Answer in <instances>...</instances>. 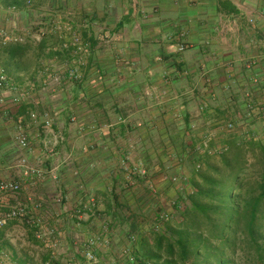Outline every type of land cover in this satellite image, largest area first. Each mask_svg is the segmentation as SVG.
Masks as SVG:
<instances>
[{"label":"crops","instance_id":"0c3cea01","mask_svg":"<svg viewBox=\"0 0 264 264\" xmlns=\"http://www.w3.org/2000/svg\"><path fill=\"white\" fill-rule=\"evenodd\" d=\"M59 20L86 44L84 55L69 33L54 31ZM35 25L45 30L40 41L29 35ZM2 31L25 40L0 43L9 83L0 91V181L20 182L30 214L61 234L56 250L36 241L27 252L3 235L25 224L8 222L0 246L10 264H85L72 236H94L103 221L110 223L97 251L103 263L129 264L120 252L132 247L139 264H156L139 249L154 244L147 227L174 195L172 178L189 179V168L226 137L237 143L240 128L264 122L249 109L264 99V0H0ZM228 122L237 130L225 132ZM19 129L28 150L17 145ZM21 158L46 174L57 167V181L23 176ZM140 166L146 176L128 183ZM88 196L93 212L77 217ZM14 202L0 192V211Z\"/></svg>","mask_w":264,"mask_h":264},{"label":"trees","instance_id":"16d2710c","mask_svg":"<svg viewBox=\"0 0 264 264\" xmlns=\"http://www.w3.org/2000/svg\"><path fill=\"white\" fill-rule=\"evenodd\" d=\"M257 147L256 164L248 165L232 147L218 179L203 178L204 188L190 197L189 224L181 225L176 240L168 244L167 264H237V255L243 264H264V143ZM160 239L158 245L166 240Z\"/></svg>","mask_w":264,"mask_h":264},{"label":"built area","instance_id":"2783aa9c","mask_svg":"<svg viewBox=\"0 0 264 264\" xmlns=\"http://www.w3.org/2000/svg\"><path fill=\"white\" fill-rule=\"evenodd\" d=\"M28 4H31L28 2ZM250 22H252L250 20ZM38 25H35L34 27L30 26L29 30H33L29 35L31 38L35 41H40L41 38L45 35V30L41 27H38ZM53 29L55 32H59L60 35L65 31L70 34V43L74 49L75 53L79 55H84L87 52L86 44H84L80 37L75 34L74 32L70 31V27L65 24H61L60 20L56 21L54 23ZM25 40L24 37L17 36V35H11L7 31H2L0 33V43L2 45H7L9 43L12 44H18L23 43ZM67 43L63 45V48H67ZM184 50V47L180 45L178 47V51L182 52ZM68 77L70 79L77 80L79 77L74 70H70L68 72ZM59 80V78H56V82ZM251 82L255 85L257 83L256 78H252ZM9 87V83L7 80V77L4 73V70L0 66V91L6 89ZM0 101H2V97L0 98ZM251 112H257V114L261 117L262 120H264V99L260 102L258 106H252L249 108ZM29 118L31 120H35L37 118V115L32 112L29 114ZM50 119L47 112L43 113V125L47 132L52 134L50 131ZM237 130L236 125L233 122H228L224 126L225 132H234ZM243 135H247L248 132H243ZM250 133H248L249 135ZM53 135V134H52ZM255 134H251V136H254ZM17 145L20 149L28 150L29 144L26 135L24 132L19 129L17 137H16ZM208 149L207 142L203 143L202 147L198 146L195 148L198 153H202L203 151H206ZM194 150V151H195ZM219 154L222 153L221 151L218 152ZM17 167L21 170L23 176L28 178H36L39 180H42L47 175L53 182L57 181V167H52L48 174L44 173L42 169H39L38 167H35L34 165H31L25 158H21L17 164ZM196 169H199V165L195 167ZM133 175L144 177L146 176V170L140 166L135 168L134 170H129L127 177H128V183H131V178ZM178 178H172L173 182H177ZM22 189V184L20 182H7V181H0V192L6 193V194H12L14 196V204L11 205L7 211L2 212L0 211V230L10 221H20L23 222L25 225H27L29 228L34 230V237L35 239L43 244V246L47 249L56 250L59 245V233L55 228H49L45 227L44 222L42 219L38 217H34L30 214V211L28 209V204L31 203L29 199L23 200L20 198V193ZM87 204L83 206L81 209H78L76 211V216L81 217L83 213L87 212H93L92 209L95 207L96 202L95 199L92 196H88L87 198ZM41 205L39 203L34 204L35 209H39ZM169 217L167 213H161L156 218V226H154V231H158L160 228V224L163 222L168 221ZM109 225L110 223L108 221H103L100 225L99 233L87 237L85 239H80L78 236L75 237V244H77L81 250L79 252L80 256L84 260L85 264H103L97 257L96 250L100 246L102 239L106 238L108 232H109ZM132 241V240H131ZM122 257L126 258L127 262L129 264H136L137 259L134 254L133 248H124L121 251ZM112 264V263H111ZM114 264V263H113ZM123 264V263H120ZM149 264V263H147Z\"/></svg>","mask_w":264,"mask_h":264},{"label":"rangeland","instance_id":"374dc122","mask_svg":"<svg viewBox=\"0 0 264 264\" xmlns=\"http://www.w3.org/2000/svg\"><path fill=\"white\" fill-rule=\"evenodd\" d=\"M250 128H240L239 129V133L241 134L243 132H248L250 133L248 135L245 136V140H243V138H236V141H234L233 139V143L231 142V138L228 136L226 137L227 140H225L228 146V150L226 149V145L220 146L217 149H212L210 154L208 156H205V160L202 161L201 163L197 164L199 165V169L196 168H189V176L190 178L188 179V177L186 176H178V180L176 183H173V190H174V195L171 196L169 199H167V201L165 202H160L159 203V207L157 209V211L160 215L161 213H167L168 214V221L163 222L162 224H160V228L158 231H154V226H156L157 222H156V218L154 219L153 217V222L152 224L149 223V220L146 221V225H149V230L146 233V241L152 240L154 242L153 245L151 244H147L145 243L144 245L140 246V253L146 256H157L158 257V261L156 262V264H167V262H169L170 260V255H169V251H168V244L175 241L176 240V233L178 228L180 229V226L183 224H189V220L192 217V205H191V200L190 197L194 195V193L197 191V189L200 188H204L205 186V182L203 180V178H214V179H218L217 174L218 172L221 173L222 168H223V160L229 158L230 156V150L231 148H237L239 151V153L244 156L245 162L248 165H254L256 164L258 158H259V148L257 147L258 144H260V142L264 143V122L261 121H256L253 124H250L249 126ZM242 129V130H241ZM244 129V131H243ZM229 133V132H228ZM254 133V136H251V134ZM230 138V139H229ZM235 139V140H236ZM231 140V141H230ZM230 147V148H229ZM236 149V150H237ZM219 151H221L222 153H218ZM193 154L199 156L198 151H193ZM196 165V166H197ZM195 166V167H196ZM181 171V170H180ZM182 173V172H181ZM255 179V178H254ZM150 190H155L153 187ZM190 214V216H189ZM17 231L15 233H11V231H5L4 232V238H5V242L7 240V242H10L12 244H20L21 246H23L25 249V244H30V245H35L36 244V239L34 237V230L33 232L31 231V229H29L28 227H26L25 225L19 223L18 227L15 228ZM201 231L202 232L204 230L203 227H201ZM59 233V237L61 236L60 232ZM150 233V234H149ZM203 233V232H202ZM161 236H165L166 240H162L161 241V245L157 246V239L159 240ZM206 236V235H205ZM205 236L203 235V237L205 238ZM59 245H60V239L59 238ZM75 235L72 236V240L73 242L75 241ZM191 238L195 237V236H190ZM78 238L80 239H85L86 237H82V235L78 234ZM137 239V237L135 238V240ZM1 240V239H0ZM10 240V241H9ZM134 240V241H135ZM161 240V239H160ZM66 241V240H65ZM64 239H62V246H64L65 243ZM38 242V241H37ZM133 242V241H132ZM152 242V243H153ZM4 242L1 243L0 246V264H10V252H8V250L6 249V247L3 245ZM40 243V242H39ZM43 246V244H41ZM79 247L77 244L74 245ZM5 247V248H3ZM44 247V246H43ZM242 249H245L244 246H241ZM79 250L78 253L80 252L81 248H78ZM99 247L96 250V254L98 251ZM27 252H29V248L28 250L26 249ZM178 248L176 246H174V255L175 259L177 256V252ZM240 253V252H239ZM121 254V252H120ZM98 259L103 263L102 259L97 256ZM239 256H235L233 260H235L237 262V264H243L241 261H239V259H237ZM82 258V257H81ZM151 258V257H150ZM138 260V258H137ZM238 260V261H237ZM174 261V260H172ZM147 262V261H146ZM151 264L152 262L149 261ZM103 264H107V263H103ZM139 264V260L138 263ZM191 264V263H189Z\"/></svg>","mask_w":264,"mask_h":264}]
</instances>
